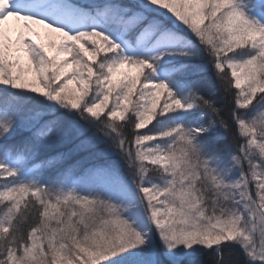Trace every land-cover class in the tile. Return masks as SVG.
<instances>
[{
    "label": "snow or ice",
    "instance_id": "6c2138e0",
    "mask_svg": "<svg viewBox=\"0 0 264 264\" xmlns=\"http://www.w3.org/2000/svg\"><path fill=\"white\" fill-rule=\"evenodd\" d=\"M0 264H264V0H0Z\"/></svg>",
    "mask_w": 264,
    "mask_h": 264
},
{
    "label": "rangeland",
    "instance_id": "374dc122",
    "mask_svg": "<svg viewBox=\"0 0 264 264\" xmlns=\"http://www.w3.org/2000/svg\"><path fill=\"white\" fill-rule=\"evenodd\" d=\"M205 23H207V21H205ZM10 26H11V28H12V30H13V34H15V30H16V28L18 27V25L16 24L15 21H10ZM46 39H47V38L45 37V40H46ZM101 55H103V53H101V54H99V55L97 56V62H98V60H99V58H100ZM68 59H69V61H71L72 58H71V57H68ZM85 59H87V57H85ZM72 72H73V68L70 67V68L68 69V76H71ZM124 72H128L130 75H136L137 70H136L135 68H133V69H131V70H129L128 68H125V69L122 70V73H124ZM122 73L117 75V80L122 79ZM68 76L65 77V80L68 78ZM62 82H63V81H62ZM70 87L73 88V89H75V88H78L79 86L76 85L75 83H73ZM138 90H139V89H137V91H138ZM113 95H115V92L113 93ZM135 101H136V97H135V95H133L132 98H131V104H135ZM111 102H112V101H111V99H110V101H109V105H111ZM161 103H163V97L161 98ZM131 104H130V107H131Z\"/></svg>",
    "mask_w": 264,
    "mask_h": 264
},
{
    "label": "trees",
    "instance_id": "16d2710c",
    "mask_svg": "<svg viewBox=\"0 0 264 264\" xmlns=\"http://www.w3.org/2000/svg\"><path fill=\"white\" fill-rule=\"evenodd\" d=\"M102 56V55H101Z\"/></svg>",
    "mask_w": 264,
    "mask_h": 264
}]
</instances>
